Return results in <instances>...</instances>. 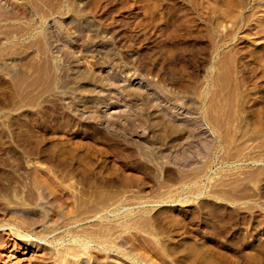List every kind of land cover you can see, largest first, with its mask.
Segmentation results:
<instances>
[{"label":"rangeland","instance_id":"rangeland-1","mask_svg":"<svg viewBox=\"0 0 264 264\" xmlns=\"http://www.w3.org/2000/svg\"><path fill=\"white\" fill-rule=\"evenodd\" d=\"M0 264H264V0H0Z\"/></svg>","mask_w":264,"mask_h":264},{"label":"bare ground","instance_id":"bare-ground-1","mask_svg":"<svg viewBox=\"0 0 264 264\" xmlns=\"http://www.w3.org/2000/svg\"><path fill=\"white\" fill-rule=\"evenodd\" d=\"M3 8V7H2ZM3 13V12H2Z\"/></svg>","mask_w":264,"mask_h":264}]
</instances>
